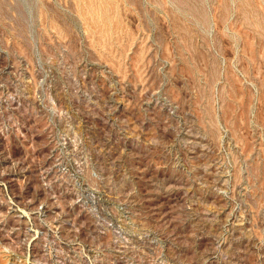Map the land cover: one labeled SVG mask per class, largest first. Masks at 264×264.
I'll return each instance as SVG.
<instances>
[{
    "label": "rangeland",
    "instance_id": "1",
    "mask_svg": "<svg viewBox=\"0 0 264 264\" xmlns=\"http://www.w3.org/2000/svg\"><path fill=\"white\" fill-rule=\"evenodd\" d=\"M0 264H264V0H0Z\"/></svg>",
    "mask_w": 264,
    "mask_h": 264
}]
</instances>
